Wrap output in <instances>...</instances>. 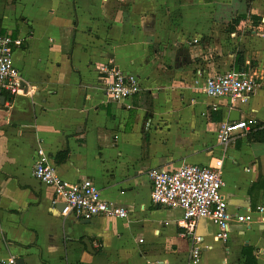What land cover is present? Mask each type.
<instances>
[{
  "label": "crops",
  "instance_id": "1",
  "mask_svg": "<svg viewBox=\"0 0 264 264\" xmlns=\"http://www.w3.org/2000/svg\"><path fill=\"white\" fill-rule=\"evenodd\" d=\"M0 31L19 43L21 77L20 93H0V264H192L183 212L152 204L149 173L220 159L230 211L253 220L227 243L198 220L199 264H264V0H0ZM105 65L142 91L107 101ZM229 71L261 78L246 105L203 94ZM251 119L220 144L222 123ZM39 148L63 180L93 181L129 217L63 215L34 177Z\"/></svg>",
  "mask_w": 264,
  "mask_h": 264
},
{
  "label": "built area",
  "instance_id": "2",
  "mask_svg": "<svg viewBox=\"0 0 264 264\" xmlns=\"http://www.w3.org/2000/svg\"><path fill=\"white\" fill-rule=\"evenodd\" d=\"M194 42L197 43L198 40ZM17 44L19 43L11 35L0 31V93L8 91L16 95L21 92V77L14 63V47ZM99 70L106 81L104 95L109 102L125 103L142 91L137 76L124 74L113 65H105ZM260 85L261 78L256 75L229 71L204 79L201 89L209 99H227L231 108H237L246 105ZM210 110L218 111L219 105L211 104ZM256 123L254 119L222 123L218 133L220 144L225 148L230 146L237 136L252 132ZM223 166L224 162L220 159L210 166L184 164L176 170L153 169L149 173L152 182V204L157 207L179 208L183 212L178 224L184 229L182 236L191 240L192 264H199L203 251V238L196 235L198 220H211L219 228L215 240L223 243L229 240L233 224L248 225L253 220V213L250 211L247 214L230 211L222 194L225 186ZM33 174L40 183L53 188V203L64 205L63 215L75 214L83 220L98 216L119 219L129 217L127 209L105 201L93 181L85 179L70 183L63 180L42 148L37 150ZM263 211L261 207L257 210L258 213ZM262 220L264 221V217Z\"/></svg>",
  "mask_w": 264,
  "mask_h": 264
}]
</instances>
